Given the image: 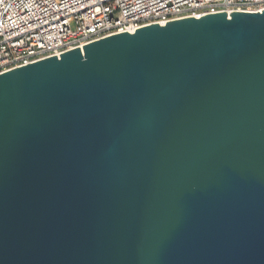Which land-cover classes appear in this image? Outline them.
Here are the masks:
<instances>
[{
    "label": "water",
    "instance_id": "95a60500",
    "mask_svg": "<svg viewBox=\"0 0 264 264\" xmlns=\"http://www.w3.org/2000/svg\"><path fill=\"white\" fill-rule=\"evenodd\" d=\"M0 264H264V10L0 73Z\"/></svg>",
    "mask_w": 264,
    "mask_h": 264
},
{
    "label": "built area",
    "instance_id": "2783aa9c",
    "mask_svg": "<svg viewBox=\"0 0 264 264\" xmlns=\"http://www.w3.org/2000/svg\"><path fill=\"white\" fill-rule=\"evenodd\" d=\"M263 10L264 0H0V73L154 23Z\"/></svg>",
    "mask_w": 264,
    "mask_h": 264
}]
</instances>
